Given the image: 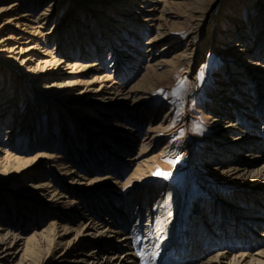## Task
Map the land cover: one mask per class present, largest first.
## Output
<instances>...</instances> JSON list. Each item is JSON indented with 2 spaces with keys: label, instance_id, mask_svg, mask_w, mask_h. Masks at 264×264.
<instances>
[{
  "label": "bare ground",
  "instance_id": "1",
  "mask_svg": "<svg viewBox=\"0 0 264 264\" xmlns=\"http://www.w3.org/2000/svg\"><path fill=\"white\" fill-rule=\"evenodd\" d=\"M59 1L49 0V4L35 16L31 12V5L38 7L44 0H0V17L7 11L5 2H11V6L19 5L24 11H28L24 14L26 17L21 20V25L32 30L28 35L15 37L21 39L26 35V42L29 43H21L20 51L15 53L21 54V62H29L32 55L36 54L32 51L33 46H46L49 41H54L52 51L47 50L37 56L40 66L32 69L35 78L30 81H46L52 77V85L41 84L45 91L68 90L77 85L83 87L82 94L93 92L97 97L99 94L112 93L111 97H103L110 99L115 95L118 98L121 94L129 103H122V108L100 103L95 108L96 114L89 110H94V104L69 107L67 116L58 108L59 128L64 133L59 147L67 153V160L62 155L56 156L64 158L60 160L62 162L59 169L64 170L71 183H84L85 186L99 188L98 192L86 196L85 210L80 211L69 206L78 196H75V190H71V187L66 186V194L63 192L58 197L57 191L48 190L51 185L46 179L36 180L43 175L42 165L51 162L53 155L44 152L45 150L35 149L31 158L22 159L8 148L16 136L24 133L33 137L30 147L41 145L40 139L48 147H53L54 140L49 136L42 137L37 124L41 118V110L54 111L56 105L48 101V98H40L42 93L37 90L35 92L33 86L22 81L18 85L14 78L11 80L9 75L0 73V130L3 131V136L0 137V175L17 179L7 190L0 189V264H264V126H261L264 120V64L257 62V59H253L254 62L251 59L248 65L231 71L232 76L222 83L220 90L227 94L219 97L216 92L213 93L211 99L215 102L213 105L208 104L209 110L215 114L212 124L218 127L223 123L219 137L224 136V133H230V136L228 140L222 139L223 137L213 140L210 144L213 148L200 154L205 161L212 162L211 170H217L226 178L241 183L238 192L234 194V205L224 198L218 201L221 204L215 200L204 203L199 200L191 205L190 214L179 220L182 224H178L175 217L167 214L170 206L168 200L174 197V189L170 186H165L160 191L146 188V193L141 196V186L131 187L130 180H127L135 178L136 174L144 175L152 170L156 157V154L153 155L152 144L158 136V128L164 122L159 120L155 125L149 124L150 128L138 140L140 146H145L143 153L148 152L149 155L133 156L130 153L137 133L122 121L125 108H130L128 111L132 113L136 106L145 103L140 100L142 97L137 99L135 96L143 95L150 84L155 82L159 77L156 68L163 65V62L169 66L163 71L164 75L170 76V72L180 65V61L187 65L188 70L184 72H189L191 61L198 54V45L202 41L207 42V34L200 38L205 32L202 31L200 35L198 32L213 16L211 7L217 6L218 0H193L188 10L189 15L194 18L193 26L187 31V43L183 45V49L175 51L167 60H162V55L159 58L154 55L149 57L138 80L130 84L125 92L120 91V85L114 86L121 83V79L112 80V85L107 86L104 81L110 80V76L93 68L97 63L94 61L89 64L86 62L87 58L101 56L107 45L115 49L117 40L124 42L123 33L138 37L136 19L140 17L139 24L143 27V23L153 15L157 0H122L119 1L122 4L116 7L92 5L86 11L78 13L74 19V33L59 30L48 34L43 29V23L56 18L54 5ZM243 1L247 7L249 0ZM161 3L159 18L167 13L174 14L172 9L180 6L181 2L163 0ZM253 3V11L262 9L263 0H253ZM179 15L174 16L177 21H168V26L174 23L179 26ZM232 20L235 28L242 23L239 16L232 17ZM166 21L158 24L161 30H156L154 36L145 42V50L149 56L156 43L163 42L168 36ZM262 33L263 30L260 29L257 34ZM210 40L208 44L216 45L214 35ZM181 42L182 40H177L164 44L159 54ZM231 45L230 48L240 46L237 43ZM55 52L57 53L53 55ZM73 55L77 57L71 60ZM118 60L120 61L119 58ZM252 66L254 69L250 68ZM130 67L127 66L126 69H131ZM253 71L257 74L256 77ZM20 77L23 75H18L19 80ZM238 77L252 79L254 86L247 88L243 81L234 86ZM95 82H99V86L89 89ZM250 92L255 93L253 102L250 101ZM242 109L248 110L242 112ZM143 114H137L136 118H143ZM167 115L168 112L164 111L163 118ZM70 117L80 123L83 130L82 134L79 132L82 139L78 134L76 143L73 141L75 134L65 130V123L70 122ZM109 118L112 119L111 124ZM236 118L241 121L237 122ZM249 121H252L253 127L247 125ZM50 122V134L53 135L54 117ZM255 128H260L262 133L257 135ZM47 134L49 133H45ZM75 144L80 146L75 148ZM106 147L112 151L110 155L102 153L101 148ZM127 168H132V171L122 181L120 174ZM25 179L28 183H24L19 189L28 188L32 195L24 199L14 194V191L19 186L17 182ZM60 197H66V203L61 204ZM58 213L65 218L61 223H57L53 217L46 219L47 224L41 223L45 215ZM75 218H79V221L84 219V222L73 228ZM30 225L33 228L25 235L24 232ZM11 226H15L17 231L13 232ZM256 229L260 232H256ZM60 248L62 250L59 252ZM252 249L255 250L251 251Z\"/></svg>",
  "mask_w": 264,
  "mask_h": 264
},
{
  "label": "rangeland",
  "instance_id": "2",
  "mask_svg": "<svg viewBox=\"0 0 264 264\" xmlns=\"http://www.w3.org/2000/svg\"><path fill=\"white\" fill-rule=\"evenodd\" d=\"M119 1L122 0H60L56 5H54L56 18L54 20L44 22L43 29L48 34L56 33L59 30L63 31V33L65 31L74 33L75 27L73 21L77 17L78 13L86 11V9L92 5H104L110 7H116V5L120 6L122 3ZM161 1L163 0H157V2H155L153 15H151L147 20L148 22L145 21L143 23L144 28L140 27V17L136 19L135 22H137L138 25V28H136V34L138 37H135L132 34L123 33L125 40L123 39L124 42L117 40V46L115 49L110 48V46L107 45V48L102 52L101 56L87 58L86 62L89 64L94 61L97 63L93 68L99 69L101 74H107L110 76V80L107 79L104 81L107 86L112 85V80L121 79V83L114 84V86L120 85V91L125 92L130 84L138 80L140 74L143 72L142 67H144L146 62L149 61V57L154 55L159 58L162 55L163 57L160 58H164L162 60H167L172 57V54L175 51L178 52L182 50L183 45L187 43V31L193 26L192 23L194 19L188 13L193 0H178L181 3L180 6H175V9H172L174 14L167 13L159 18L158 15L162 5ZM10 3L11 2H5L4 6L7 8V11L0 17V73L9 75L11 80L14 78L17 82L16 84L18 85L19 83L25 82L26 85L30 87L33 86V88H35V92L37 90L40 94L42 93V96L40 95L39 97L48 98V101L56 105V109H54V111L47 112L44 109L41 110V118L37 124V130L42 137L49 136L54 140L55 144L53 147H48V144L44 143V141L40 138L39 142L41 145L35 148L30 147V142L33 137H31V134L24 133L19 134L18 137L16 136L14 138L13 142L8 147L9 151L13 154H17L15 156L22 159L31 158L34 155L35 149H41L42 151L45 150L44 152L53 155L54 159H52L51 162H47V164H43V167H41L43 177H38L36 180L46 179L49 182V185H51L48 187V190L57 191L56 193H58V197L60 196L59 194H64L66 192V186L71 187V190H75V196H78L75 197V202L69 206L73 209H80V211H83L85 210L84 207L87 201L86 196L92 192H98L99 188H95L93 185L85 186L84 183H71V179H69L70 177L67 174H64V170L61 171V169H59L61 166L60 162H62L60 160H63L64 158L66 159L67 153L59 147L62 144L61 139L64 138V133L62 134L60 132L61 129L59 128L60 121L58 119L60 115H58L59 112H57L58 108H61L62 114L67 116V109L69 107L84 103L88 105L94 104L92 105L94 110L91 108H89V110L96 114L97 109L95 108H98L97 105L100 103L105 106L113 104L112 107L122 108V103L125 102L126 105V102H129L126 98H122L121 94L117 96L118 98H116L115 95L112 99L103 98L111 97L112 93L105 95L99 94L97 97L93 92H89L92 94H82L81 91L83 90V87L77 85L71 86L68 90H55L56 92L45 91L41 84L43 85L45 83L52 85V77H49L46 81H30L31 78H35L33 76L34 72L32 69L36 68L38 65L40 66V59L38 60L37 56L41 55L40 53H45L47 50L52 51L55 46L54 41H49L46 46H33L32 51L36 54L32 55L29 62H21L19 59L21 54L19 55L15 53L20 51L21 43L29 44L26 42L25 36L28 35L29 31L32 29L21 25V20L26 17L24 14L28 11H24V8L19 5L11 6L12 3ZM217 3V6L212 5L211 7V9H213V12H211L213 16L205 22L204 26H202L203 28H200L198 32V35L202 34V31L205 32L200 36V38H202L204 34H207L205 35V37H207V42L202 41L198 45V54L195 55L196 57L191 61L189 72H184L185 70H188L187 65L185 62L183 63L180 61V65L174 71L170 72V76L164 75L163 71H166L169 66L167 64L164 65L163 62V65H159L156 68L159 73V77L155 79V82L150 84L148 90L143 93V95L135 96L137 99L138 97H142L140 100H144L145 103L136 106L135 111L132 113L128 111L130 108H125L126 112L122 118V121L127 126L136 130L134 132L135 134L137 133L136 141L130 154L137 157L149 155L147 154L148 152H146V154L143 153L145 146H140V141H138L143 138L146 130L150 128L149 124L153 123V125H155L159 122V120L164 122L163 126L158 128V136L152 144L153 155L156 154L152 170L145 172L144 175L136 174L135 178L133 177L131 179H127L132 171V168H127L123 170L120 176L122 175V181L125 179L130 180L129 186L131 187L139 188L141 186V196L146 193V188L148 190L156 189L157 191H160L165 186H170L174 189V197L168 200V206H170L167 214L171 217H175V222L178 220V224L181 223L180 221L182 218H185L190 214L191 205L199 200L202 203L207 200H215L218 202L221 198H224L226 201L228 199L229 202H231L229 204L234 205V201H236L234 200V194L238 192V188H240L241 183H239V181H233L226 178V176L222 175L217 170H211L210 164H212V162H207L200 157V154L207 153L209 148H213L210 146L213 140L217 141L222 137V139L228 140V137L230 136V133H224V136L219 137L220 134L218 133L221 131L220 128H222L223 123H221V126L218 127L212 124V117L215 114L213 111L209 110L210 106L208 107V104L210 103V105H213L215 102L214 99H211L214 92H216L219 97L227 94L225 92L222 93L220 90L222 83L232 76L230 74L231 71L244 65H248V61L251 59L253 62L257 59V62L264 64V0L262 9H257L256 11H253L251 8L254 4L253 0H249L247 2V7L243 0H218ZM47 4H49V0H44V2L38 7L31 5V12L36 16L38 15V12L40 10L42 11V8H44ZM178 13L180 14L178 22L180 24L183 23V25L179 24L178 26V24L174 23V25L168 26V21H177V18L174 16L178 15ZM234 16H239L242 20V23H240L237 28H235L232 24V17ZM165 20H167L165 26H168L166 29L168 36L163 42L156 43V47L149 56V53L145 50L147 47L145 42L147 39L154 36L156 30H161V27H159L158 24H161ZM260 29L263 30V33L258 35L257 33ZM132 30L134 31L135 29L132 27ZM16 32H20V34H16ZM21 34L26 35L21 39L15 38L16 36H22ZM212 35L215 36L216 45L208 44L211 41L210 37ZM177 40H182V42L177 43L172 46L173 48L159 54L160 49L164 44L177 42ZM223 43L226 44L224 45ZM233 43H237V45L240 46L230 48ZM56 53L57 52L53 55ZM66 57L69 58L67 55ZM76 57L77 56L74 57L73 55L70 59L72 60ZM66 62H64V64ZM127 66H131V69H126ZM250 68L254 69L253 66ZM113 70L116 72L113 73ZM252 73H254V71ZM20 74L23 75L22 78L20 77L21 80L18 78V75ZM254 75L255 77L257 76L255 73ZM241 81L245 82L246 85L244 86L247 88H252V86H254V81L245 77L244 79H242V77H238L237 81L234 82V86H238V84L240 85ZM99 84V82H95L89 87V89L96 88ZM230 89H232V87H230ZM174 92L176 93L175 95L173 94ZM228 92H230V90ZM250 93H252L250 101L253 102L256 98L254 96L255 93ZM237 97L238 96H234L233 98ZM95 98L99 99L95 100ZM246 110L248 109H242V112ZM164 111L168 112V115L165 118H163ZM142 113H144V117L137 119L136 115H140ZM70 115L71 114H69V116ZM53 117L55 119V123L52 135L50 134L49 123H51L50 119ZM262 118H264L263 114ZM239 120L241 121L240 118H236L237 122H240ZM69 121V123H65V130H69V132L75 134L73 141L76 143V138L78 134L80 135L79 132L81 131L82 134L83 130L80 123H78L75 119L71 118ZM111 121L112 119L109 120V124L112 123ZM247 125L249 127L254 126L252 121L247 122ZM261 126H264V120ZM256 130L257 135L262 133L260 128H255V131ZM45 133L49 134L45 135ZM2 134L3 131L0 130V137L3 136ZM80 138L82 139V135H80ZM74 146L75 148H78L77 146L80 145L76 146L75 144ZM101 149H103L102 153L104 155H110L112 152L110 148L107 147ZM98 153L100 152L98 151ZM159 153H162V155ZM58 155H62L64 158H56ZM99 156H102V154ZM158 171L168 173V175L166 177L163 175H156L155 173ZM3 176L6 175H0V189L4 191L11 187L10 184L15 183L17 179L15 180L13 176ZM24 183H28V180L25 179L17 182V185L19 184V186L15 190L16 192L14 191V194L22 196L25 199L30 197L32 193L28 188L19 189L20 187L22 188ZM102 189H104V187ZM67 195L70 194L68 193ZM59 201L61 204L64 202L66 203L67 198L60 197ZM48 217H53V220L57 221V223H61L65 220L61 213H58L57 215H45L43 221L41 222L43 225L47 224ZM83 222L84 219L79 221V218H75L72 226L73 228L79 225L81 226ZM32 228V225L28 226V230H25L24 232L25 235H28L30 233L29 230ZM11 230L13 232L17 231L15 226H11ZM256 232L259 233V229H256ZM257 245L258 244L254 246L255 249ZM255 249H252L251 251H254ZM58 250L60 252L62 249L60 248Z\"/></svg>",
  "mask_w": 264,
  "mask_h": 264
},
{
  "label": "snow or ice",
  "instance_id": "3",
  "mask_svg": "<svg viewBox=\"0 0 264 264\" xmlns=\"http://www.w3.org/2000/svg\"><path fill=\"white\" fill-rule=\"evenodd\" d=\"M161 91H163V90H161ZM174 95L176 94L175 92L173 93ZM156 175H163V176H167L168 175V173H163V172H157V173H155Z\"/></svg>",
  "mask_w": 264,
  "mask_h": 264
}]
</instances>
